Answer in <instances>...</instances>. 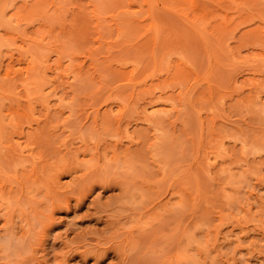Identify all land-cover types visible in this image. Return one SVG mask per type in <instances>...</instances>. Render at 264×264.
Wrapping results in <instances>:
<instances>
[{
	"label": "rangeland",
	"instance_id": "374dc122",
	"mask_svg": "<svg viewBox=\"0 0 264 264\" xmlns=\"http://www.w3.org/2000/svg\"><path fill=\"white\" fill-rule=\"evenodd\" d=\"M0 264H264V0H0Z\"/></svg>",
	"mask_w": 264,
	"mask_h": 264
},
{
	"label": "bare ground",
	"instance_id": "6f19581e",
	"mask_svg": "<svg viewBox=\"0 0 264 264\" xmlns=\"http://www.w3.org/2000/svg\"><path fill=\"white\" fill-rule=\"evenodd\" d=\"M9 20V19H8ZM11 20V19H10Z\"/></svg>",
	"mask_w": 264,
	"mask_h": 264
}]
</instances>
